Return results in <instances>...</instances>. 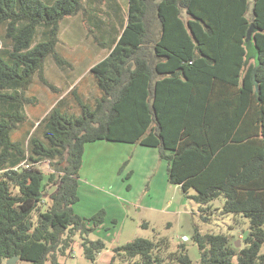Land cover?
<instances>
[{"label":"trees","instance_id":"trees-1","mask_svg":"<svg viewBox=\"0 0 264 264\" xmlns=\"http://www.w3.org/2000/svg\"><path fill=\"white\" fill-rule=\"evenodd\" d=\"M112 1L119 29L90 27L109 50L90 68L100 94L91 103L76 95L79 113L57 100L19 139L13 134L29 120L35 77L55 89L44 76L46 60L68 64L57 50L62 21L91 19L94 8L89 0H0V264L15 255L62 264L76 235L89 264H101L106 243L89 234L107 213L84 217L74 209L85 146L99 140L156 148L168 182L186 197L199 204L224 198L222 212L250 220L241 248L227 234L195 227L200 264H264V0H128L125 20ZM41 161L51 165L48 176ZM171 247L166 237H137L107 259L194 264L185 243Z\"/></svg>","mask_w":264,"mask_h":264},{"label":"rangeland","instance_id":"rangeland-1","mask_svg":"<svg viewBox=\"0 0 264 264\" xmlns=\"http://www.w3.org/2000/svg\"><path fill=\"white\" fill-rule=\"evenodd\" d=\"M116 1L121 4L122 16L126 18L127 0ZM111 2L113 4L112 0H89L88 7L95 9L91 19L78 14L62 21L57 50L68 64H60L52 57L46 60L44 76L55 89L35 77L28 92L34 102L25 105L29 120L14 132L15 138L22 139L29 130L30 123H36L57 100H62L63 109L79 113L76 95L91 103L100 94L90 68L103 59L109 50L96 44L90 27H96L95 24L107 27L103 22L108 21L109 16L115 17V11L110 7ZM183 17L187 18L185 12ZM0 32L3 33V29ZM246 48L250 53L255 51L252 44H247ZM134 146L135 144L104 141L86 145L85 166L79 171L78 190L81 199L74 205V209L87 217L101 209L107 213L103 225L89 234L90 239L101 238L106 243V249L98 255L97 262L109 264L107 258L112 248L134 238L166 237L172 249L185 243L194 264H200V251L193 240L195 227L202 234H227L230 244L235 248L245 246V237L251 232L248 218L222 212L224 198L199 204L186 197L180 186L168 182L167 162L153 158L151 151L154 148ZM125 161L127 165L121 171ZM24 165L25 162L22 163ZM37 167L47 176L52 171L49 161H41L37 163ZM129 172L132 174L128 180L126 175ZM91 183L98 186L103 184L108 192L92 187ZM128 184L130 188H127ZM50 189L54 191L55 186ZM190 193L193 194L194 190ZM48 197L49 194L43 197L48 203L41 206L42 210L49 206ZM113 219H116V227H113ZM81 241V237L76 235L75 243L68 250L67 256L60 257L62 264H89ZM261 251L264 253V244ZM234 261L237 259L234 258ZM15 264L28 262L18 259Z\"/></svg>","mask_w":264,"mask_h":264},{"label":"crops","instance_id":"crops-1","mask_svg":"<svg viewBox=\"0 0 264 264\" xmlns=\"http://www.w3.org/2000/svg\"><path fill=\"white\" fill-rule=\"evenodd\" d=\"M117 2V1H116ZM119 3V2H118ZM127 3H128V0H127ZM119 5H120V7H121V4L119 3ZM114 9V11H115V17H113V16H110L111 17V20H110V24L108 25V21H105V22H103V24H107V27L105 28V29H107L108 31H110V30H112V26H114V24L118 27V29H119V23H118V13L116 12V9L115 8H113ZM128 9V8H127ZM95 10V9H94ZM119 11V10H118ZM121 12H122V10H121ZM127 13V12H126ZM126 18H124V20H125ZM114 23V24H113ZM91 25V24H90ZM96 25V27H92V28H94L95 29V31L98 33V32H101L100 31V28L102 29V27H100V24H95ZM95 40V39H94ZM96 42V41H95ZM96 44H97V42H96ZM98 45V44H97ZM101 141H103V140H99V141H96V142H92V143H88V144H93V143H98V142H101ZM104 142H110V141H104ZM111 143H116V142H111ZM118 143V142H117ZM119 143H122V142H119ZM100 144V143H99ZM128 144H130V143H128ZM87 145V144H86ZM91 146H93V145H91ZM135 146H142V145H139V144H135ZM134 146V147H135ZM152 148V147H151ZM156 148H154V149H152V153L151 154H153V158L156 160H158V161H160V159H159V156H158V150L156 151L155 150ZM86 151H87V147L85 146V151H84V156H83V164H82V167L81 168H83L84 166H85V162H86V159H85V153H86ZM162 161V160H161ZM156 168V167H155ZM166 172H167V167H166ZM132 174V173H131ZM153 174V172L151 171V173H150V175H152ZM128 180L130 179V177L129 178H127ZM79 185H80V180H79ZM91 186L92 187H94V188H101L103 191H105V192H108V190H106V188L103 186V184L100 186H98L97 184H94V183H91ZM78 192H79V190H78ZM80 197V196H79ZM80 199L81 198H79V200H78V202L80 201ZM77 202V203H78ZM76 203V204H77ZM80 215H82V216H84V217H87L86 216V214H82V213H79ZM113 227H116V222H114V225H113ZM109 254V256H111V254L110 253H108Z\"/></svg>","mask_w":264,"mask_h":264},{"label":"water","instance_id":"water-1","mask_svg":"<svg viewBox=\"0 0 264 264\" xmlns=\"http://www.w3.org/2000/svg\"><path fill=\"white\" fill-rule=\"evenodd\" d=\"M254 30H255L254 24H251L250 27H249V29H248V31H247L246 42H249V41L252 40ZM18 259H19L18 256H16V255L15 256H12L11 258H9L7 260L6 264H15Z\"/></svg>","mask_w":264,"mask_h":264}]
</instances>
